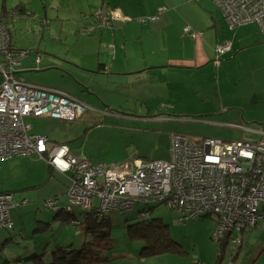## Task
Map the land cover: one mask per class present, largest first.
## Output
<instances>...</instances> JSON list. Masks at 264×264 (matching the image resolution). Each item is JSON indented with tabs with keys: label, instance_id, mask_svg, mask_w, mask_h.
<instances>
[{
	"label": "crops",
	"instance_id": "1",
	"mask_svg": "<svg viewBox=\"0 0 264 264\" xmlns=\"http://www.w3.org/2000/svg\"><path fill=\"white\" fill-rule=\"evenodd\" d=\"M19 1L29 11L27 17L19 19V29H27L33 36L18 34L15 23L9 25L13 47L31 51L14 72L30 85L56 89L79 99L86 111L73 123L92 129L72 140L52 142L48 138L50 142L67 144L72 153L95 164L102 163V155L94 149L96 143L92 145L90 134L97 136V141L111 134L126 139L133 132H160L164 123H209L215 126L213 130H237L257 140L258 131L264 129V38L249 28L254 24L229 27L210 0ZM103 6L113 12L116 9L115 14L125 20L108 28L99 26L94 17L89 19L92 9L98 11ZM137 15L150 17L151 21L140 23L129 18ZM185 26L204 34L191 39L183 33ZM73 32L77 36L70 43L67 36L71 37ZM90 32L93 37L81 35ZM220 43H229L231 48L222 57L215 52ZM250 47H254L253 52ZM57 68L73 77L74 82L63 85L49 76L51 81L46 77L29 80L23 75ZM209 135L214 138L218 133L211 131ZM163 137L169 145V136ZM132 155L169 159V153L161 159L148 158L146 152ZM19 158L30 170L32 165L27 157ZM48 170L51 171L49 167L47 173ZM51 172L52 177L59 174ZM39 181L29 187H39L42 180ZM46 205L50 210L48 202ZM35 218V223L45 221L44 217ZM62 218L63 215L53 214L52 220ZM26 230L23 226L16 230L19 240L26 237ZM222 252L219 251V257ZM257 253L244 264H264V247ZM237 255L238 252L233 259Z\"/></svg>",
	"mask_w": 264,
	"mask_h": 264
},
{
	"label": "built area",
	"instance_id": "2",
	"mask_svg": "<svg viewBox=\"0 0 264 264\" xmlns=\"http://www.w3.org/2000/svg\"><path fill=\"white\" fill-rule=\"evenodd\" d=\"M212 1L229 27L254 24L264 37V0ZM95 17L99 26L108 28L120 18L104 6ZM8 23L0 18V162L37 156L54 172L68 177L69 206L91 210L98 199L99 215L126 213L136 204L157 203L176 212L181 223L213 217L214 239L260 227L264 219L260 213L264 206L263 131H258L259 138L253 142L207 137L195 143L188 135L171 133L167 161L133 155L113 165L94 164L72 153L67 144L30 133L29 119L73 123L86 106L66 93L30 85L14 74L16 65L30 51L13 47ZM183 33L191 39L201 35L190 27ZM229 50V43L216 47L218 56ZM16 206L13 194L0 193V229L12 228L9 213ZM150 214L151 209L138 213L143 218Z\"/></svg>",
	"mask_w": 264,
	"mask_h": 264
},
{
	"label": "rangeland",
	"instance_id": "3",
	"mask_svg": "<svg viewBox=\"0 0 264 264\" xmlns=\"http://www.w3.org/2000/svg\"><path fill=\"white\" fill-rule=\"evenodd\" d=\"M16 2L18 3L20 1L17 0ZM16 2H14V0H5L4 3V0H0V12L3 4H5L6 8L10 9L11 6L14 7L15 4H17ZM24 2H29V0H24ZM91 11L93 13L89 19L93 20V17L96 18L95 14L97 10L92 9ZM114 11L116 12V9H114ZM129 18H135L140 23L151 21L150 17H142L140 15ZM14 23L18 30V34L24 33V35H29L30 37L33 36L31 33L27 32V29H19V23H21L19 20H16ZM249 28L253 29L255 35L259 33L258 35L261 36L260 29L256 25H251ZM81 35L86 37L94 36L92 32H90V35ZM76 36V32H73L71 37L67 36L68 42L71 43L75 41ZM109 48L111 49L112 46H109ZM23 50L28 51V49ZM249 51L253 52L254 47H250ZM28 55H30V52H28ZM60 61L66 60L61 59ZM57 69V71L46 73L28 71L24 72L23 75L29 80L40 77H46L48 79L49 76L51 80L63 85H71L74 82L72 79L73 77L67 76L63 69ZM28 122L32 125L30 133L35 134L36 132L38 135H46L52 142H63L64 140L69 139L72 140L73 138L80 136L81 133L84 134L87 131L89 133L92 130H86V126L81 123H44L42 119H29ZM161 127H163V129H161ZM213 127L215 126L210 125L209 123H164L163 126L161 125L159 127L160 132L157 133L149 131L133 132L134 135H128L126 139L117 136L118 134H111L110 137H103L98 141L96 139L97 136L92 137V134H90L89 138L92 145L96 143L94 149L97 153L102 155L101 162L106 165H113V163H111L114 162L113 160H115L116 163L121 162L129 156H133L132 154L134 153L143 154L146 152L148 158H165L166 154L169 153V145L167 144L168 140L163 136H170L169 134L174 133L176 130L185 134H190L191 140L195 143L199 142L200 138L198 137H213L209 135L211 131L218 133V136L214 137L218 139L244 142H253L256 140L255 136L248 133L241 134L237 130L230 129L213 130ZM88 144L89 143H86V147ZM136 156L141 158L139 155ZM26 159L32 165L30 170L23 165L18 156L0 162V192H12L15 205L21 204L23 200L25 201L19 210L12 211L11 217L17 226L15 230H18L22 226L25 228L27 227L25 232L28 239L31 237L30 233H33L32 229L36 226V216L39 218L44 217V222H50L52 225L50 229L41 231L36 235L38 238L37 241L34 240V242L36 245L37 243H42L43 247L36 246V249L34 250L31 249L30 251H25V248H21V246L16 247L11 245L8 251H16V254L22 253L20 257H33L34 255H39L40 257H43L45 261L46 258L43 253L51 252L50 248L58 242L62 247H66V244H69V247L66 249V251H69L72 250V248L80 247L85 237L83 234L78 233L77 227L74 223L66 224L60 219L53 221V213L46 209V203L55 197H61L58 201L60 206L69 205V200L66 195L68 190L67 177L61 174H55L53 177H48V165L45 162L36 158ZM39 179L40 181L42 180L41 182L39 181V187L34 189L29 187ZM94 205L95 207L99 205L98 199H95ZM148 209H151L150 219L160 218L168 226L169 236L176 239L177 243L180 244L177 252L144 257L139 254V245L128 240L129 234L131 233V229H129L128 226L142 220L138 213ZM74 211L77 215V220L83 222L84 219L80 209L74 208ZM110 219L112 222L111 237L113 241L111 248L105 251L107 259L102 262H92L91 264H244L247 258L250 259L255 254L257 255V252L264 247L263 227L260 231L251 233V235H249V232H245L242 236L244 240L240 248H238V244H233L231 242L232 236H235L236 234L231 233L225 238L228 240V245L225 247L224 253H221L222 258L218 257V239H214L213 237V230L216 226L213 217L181 223L178 220L177 213L168 210L163 204L152 203L148 206L144 204H136L134 209L130 212L110 214ZM41 227V230H43V225ZM41 227L37 226L36 228L39 230ZM11 233L16 234L15 232ZM257 234H262V236L257 237ZM5 238H9L8 232L0 230V246ZM46 242L49 245L48 247H44ZM31 245L33 244L30 243L29 240L28 244H25L24 247ZM237 252L238 255L233 259ZM69 254L70 253H68V255ZM13 255L16 256L15 254ZM24 264H33V260L24 262Z\"/></svg>",
	"mask_w": 264,
	"mask_h": 264
},
{
	"label": "trees",
	"instance_id": "4",
	"mask_svg": "<svg viewBox=\"0 0 264 264\" xmlns=\"http://www.w3.org/2000/svg\"><path fill=\"white\" fill-rule=\"evenodd\" d=\"M210 1L214 3L212 0ZM215 6L217 7L216 4ZM217 9L219 10L218 7ZM28 15H29V11L23 6L22 3H18L14 8H11V9H6L5 7H2V10L0 12V18H3L6 21L9 20V23L7 24L8 25L7 28H9V25L14 23L16 20H19L20 18H25ZM121 20L122 19L119 18V20L113 22V24L109 28H112L115 25V23ZM9 32H10V29H9ZM196 33H201L202 35L203 32H196ZM201 35H197L195 39L202 37ZM220 44H224V43H220ZM216 47H215V52H216ZM222 56H219V57H222ZM135 157L140 158V157H137L136 155ZM32 158H36L40 160L37 156L30 157V159ZM143 159H146V158H143ZM51 171L48 170L49 172L48 177H52ZM67 187H68V184H67ZM0 193L13 194L12 192H9V191H4ZM60 198L61 197L53 198V202L51 205H49V209L50 211L52 210L51 212L54 214V217L55 216L61 217L63 215V218L61 221L67 220L69 221L68 224L74 223L76 224L75 225L76 227L78 226L79 233L83 234L85 237L80 247L72 248V250L66 251L67 247H69V244H66L67 245L66 247H62L61 244L58 242L56 245L51 247L52 249L50 248L51 252L43 253L44 257L46 258L45 260L46 262L44 261L43 257H40L39 255H34L33 257H26V256L20 257L22 253L16 254V251L9 252L8 250L10 249L11 245H14L16 247L21 246V248H25V251H30L31 249L34 250L36 249V246L43 247L42 243H37L36 245L34 240L37 241L38 237H36V235H38L39 232L50 229L49 225L51 224L49 222H44V221L37 222L36 221L35 223L36 226L33 229V233H30L31 237L29 239L27 237L21 240L17 238L18 233L16 230H14V223L11 217V213L14 210H19L21 205L24 204L23 203L24 200H23L21 204L17 205L16 207L10 210L9 218L11 222L13 223L12 228L8 230L0 229V230H5L6 232H8V237H9V238H5L2 245L0 246V264H24V262H28L29 260H33V264H91L92 262L97 263V262H102L107 259V255L105 254V251L111 248V244L113 241L111 237L112 222L110 219V214L112 213L106 214V215H99V213L96 211L95 205L93 206V208H91V210H85V209L83 210L80 206L72 207L69 205L60 206L58 205V203L55 204V202L60 200ZM68 208H70V210ZM74 208L80 209L82 217L84 219L83 222L77 220V217H76L77 215L74 211ZM263 211H264V208L262 207L260 213L264 217ZM115 213H122V212H115ZM52 218H53V215H52ZM140 218H142V220L128 226V228L131 229V233L129 234L128 240L132 243L139 245L140 256H144V257L145 256H157V255H162V254H167V253H175L178 251V247H180V244H178L175 239L173 240V238L169 236L168 226L163 222L162 219L160 218L150 219V215L147 218H143V217H140ZM207 218L208 217H204L200 219H207ZM42 225L44 227L43 230H41L42 227L39 230L36 228L37 226H42ZM262 227L264 228V219L258 229L248 230V231L241 232L240 234H236L235 237L232 236V239H235V242H232V240L231 242L233 244H238L239 245L238 248H240L244 240L242 236L244 235L245 232H249V235H251V233L253 232L260 231ZM11 232H15L16 234L14 233L12 234ZM29 240H30V243H32L33 245L24 247L25 244H28ZM217 241H218L217 249L219 253V251L222 252L223 249L228 245V240L225 238H220ZM48 246L49 245L46 242V244H44V247H48ZM68 253L70 254L68 255ZM13 254H15L16 256H14Z\"/></svg>",
	"mask_w": 264,
	"mask_h": 264
},
{
	"label": "water",
	"instance_id": "5",
	"mask_svg": "<svg viewBox=\"0 0 264 264\" xmlns=\"http://www.w3.org/2000/svg\"><path fill=\"white\" fill-rule=\"evenodd\" d=\"M14 74H16V73L14 72ZM36 87H38V86H36ZM40 88H43V87H40ZM46 89H49V88H46Z\"/></svg>",
	"mask_w": 264,
	"mask_h": 264
},
{
	"label": "bare ground",
	"instance_id": "6",
	"mask_svg": "<svg viewBox=\"0 0 264 264\" xmlns=\"http://www.w3.org/2000/svg\"><path fill=\"white\" fill-rule=\"evenodd\" d=\"M262 131L264 132V129H262ZM52 170V169H51Z\"/></svg>",
	"mask_w": 264,
	"mask_h": 264
}]
</instances>
